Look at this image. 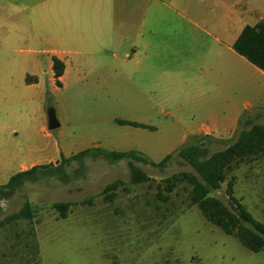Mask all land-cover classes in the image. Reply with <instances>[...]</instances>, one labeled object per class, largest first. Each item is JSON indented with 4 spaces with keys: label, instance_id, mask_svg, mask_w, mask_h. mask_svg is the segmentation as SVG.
<instances>
[{
    "label": "rangeland",
    "instance_id": "rangeland-1",
    "mask_svg": "<svg viewBox=\"0 0 264 264\" xmlns=\"http://www.w3.org/2000/svg\"><path fill=\"white\" fill-rule=\"evenodd\" d=\"M249 1L264 16V0ZM35 38L0 46V126L10 132L5 137L0 131L2 158H13L15 165L18 153L31 149L38 160L33 166H58L57 148L70 156L90 148L137 151L155 163L173 156L161 168L132 161L146 175L137 184L131 182L128 161L84 157L6 192L0 199V222L25 202L32 218L0 227V264H264V252H250L188 205L190 187L185 183H179L166 202L158 199V194H166L165 179L194 171L175 155L180 147L151 146L150 138L142 137L136 127L117 123L140 124L137 79L99 83L74 66L71 77L58 87L48 56L33 59L23 52L48 47L44 35ZM48 109L54 110L59 123L53 131L47 130ZM248 118L264 125V110L249 112ZM206 144L210 153L225 148L221 143ZM231 177L235 199L264 224V157L238 164L218 189L210 191L227 208L225 189ZM115 182V196L108 202L103 191ZM55 203L68 204L65 218L53 208ZM33 235L36 260L29 250Z\"/></svg>",
    "mask_w": 264,
    "mask_h": 264
},
{
    "label": "crops",
    "instance_id": "crops-1",
    "mask_svg": "<svg viewBox=\"0 0 264 264\" xmlns=\"http://www.w3.org/2000/svg\"><path fill=\"white\" fill-rule=\"evenodd\" d=\"M262 17L249 0H0V46L44 35L48 47L23 52L48 56L50 73L62 62L60 86L74 66L99 83L137 79L136 131L151 146L179 148L193 136L226 139L244 113L264 108V72L232 49ZM8 129L0 126L5 137ZM32 153L14 165L0 151V185L30 169Z\"/></svg>",
    "mask_w": 264,
    "mask_h": 264
},
{
    "label": "trees",
    "instance_id": "trees-1",
    "mask_svg": "<svg viewBox=\"0 0 264 264\" xmlns=\"http://www.w3.org/2000/svg\"><path fill=\"white\" fill-rule=\"evenodd\" d=\"M232 49L236 54L264 72V17L254 26H245L234 41ZM63 71L62 62L54 58L52 60V72L58 87L60 85L59 78ZM263 110L264 108H258L253 111ZM248 115L249 112H246L239 118L236 131L228 140L223 141L209 136H193L181 146L175 155L191 167L194 173L181 172L165 179L164 191L166 194H158V199L166 202L173 189L179 183H185L190 187L187 196L190 207H197L208 223L220 229L224 234L237 239L250 252L260 253L264 252V224L254 219L233 196V177L227 181L225 189V194L230 201V208L209 195L211 190L218 189L226 181L228 173L232 172L238 164L264 157V125L253 123ZM117 123L143 128L141 124L125 120H117ZM206 143H221L225 145V148L210 153V148ZM172 156L168 154L161 161L155 163L136 151L117 152L106 151L101 148L82 150L69 158L60 155L61 162L58 166L51 164L36 165L11 176L5 184L0 185V199L6 192H13L18 185L26 181H37L54 171H61V165L70 163L72 160H81L84 157L106 159L110 162L126 160L130 167L131 182L137 184L143 182L146 175L140 168L133 165L132 161L161 168ZM117 187L116 182L105 187L103 192L106 201H113ZM53 208L59 213L60 218L66 217L68 204L55 203ZM31 218L30 205L25 202L17 213L0 222V227L11 221H30ZM29 250L30 255L36 260L38 246L34 235L30 240Z\"/></svg>",
    "mask_w": 264,
    "mask_h": 264
},
{
    "label": "water",
    "instance_id": "water-1",
    "mask_svg": "<svg viewBox=\"0 0 264 264\" xmlns=\"http://www.w3.org/2000/svg\"><path fill=\"white\" fill-rule=\"evenodd\" d=\"M46 125L48 131H53L59 127V123L56 119V115L53 109H48L46 111Z\"/></svg>",
    "mask_w": 264,
    "mask_h": 264
}]
</instances>
